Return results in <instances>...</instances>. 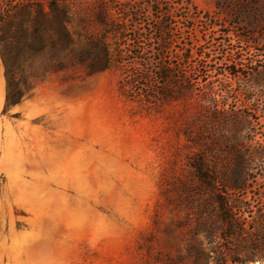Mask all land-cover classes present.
<instances>
[{
    "label": "rangeland",
    "instance_id": "1",
    "mask_svg": "<svg viewBox=\"0 0 264 264\" xmlns=\"http://www.w3.org/2000/svg\"><path fill=\"white\" fill-rule=\"evenodd\" d=\"M69 2L72 31L106 36L112 66L49 73L7 108L0 58V264H218L206 230L223 225L193 162L206 150L234 166L237 144L245 160L253 142L264 152V81L228 69L264 63V0ZM249 164L255 213L264 161Z\"/></svg>",
    "mask_w": 264,
    "mask_h": 264
},
{
    "label": "trees",
    "instance_id": "2",
    "mask_svg": "<svg viewBox=\"0 0 264 264\" xmlns=\"http://www.w3.org/2000/svg\"><path fill=\"white\" fill-rule=\"evenodd\" d=\"M73 19L69 0H1L0 58L5 68L7 108L29 97L37 83L49 73L83 64L88 65L89 74H95L112 66L108 38L78 39L71 29ZM110 30H114V26ZM228 67L234 77L244 76L248 82L258 85L264 81L261 60L244 63V58H234ZM159 75L172 88L179 82L185 89H195L192 79L175 80L168 69L160 68ZM212 93L213 89L205 97L212 100L214 110L228 114L226 104L220 110L217 97ZM172 96L168 90L160 99ZM227 127H231L230 122ZM251 147L250 157L245 160V147L234 145L232 149L238 158L231 167L215 168L206 150L197 154L193 162L198 177L210 192L218 221L223 225L221 232L211 225L206 230L210 243L215 246L218 264L264 262V204L254 213V210L249 211L250 204L245 197L249 189V163L264 161V152L256 149L255 142ZM199 245L200 241L192 238L188 248L196 249Z\"/></svg>",
    "mask_w": 264,
    "mask_h": 264
}]
</instances>
